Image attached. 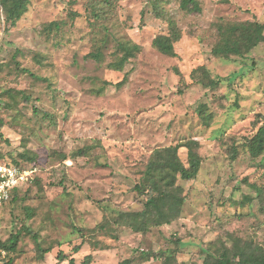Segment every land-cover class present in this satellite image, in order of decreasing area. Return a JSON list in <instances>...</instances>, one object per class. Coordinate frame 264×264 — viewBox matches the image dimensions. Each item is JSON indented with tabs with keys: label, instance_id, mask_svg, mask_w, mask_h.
<instances>
[{
	"label": "rangeland",
	"instance_id": "obj_1",
	"mask_svg": "<svg viewBox=\"0 0 264 264\" xmlns=\"http://www.w3.org/2000/svg\"><path fill=\"white\" fill-rule=\"evenodd\" d=\"M198 1L200 12L181 0H31L9 30L0 5V159L34 169L2 213L0 240L17 237L2 264H207L234 239L264 249V150L249 151L264 125V42L213 54L217 25L264 24V0ZM168 17L182 33L175 57L153 46ZM126 41L140 51L117 71L110 63ZM201 67L216 87L192 77ZM191 139L203 162L195 179L177 181L179 218L144 232L120 221L119 211L143 209L134 186L153 151L178 146L188 165Z\"/></svg>",
	"mask_w": 264,
	"mask_h": 264
},
{
	"label": "trees",
	"instance_id": "obj_2",
	"mask_svg": "<svg viewBox=\"0 0 264 264\" xmlns=\"http://www.w3.org/2000/svg\"><path fill=\"white\" fill-rule=\"evenodd\" d=\"M30 2L31 0H0V5L5 17V30H9L10 27L17 24L27 12ZM155 6L158 16L164 17L158 8V3H155ZM180 6L187 12L201 11L198 0H181ZM49 26H57V22H52ZM217 27L220 40L213 48V54L217 56H242L264 42V24L257 20L218 24ZM181 36L182 33L176 20L173 17H168V32L157 35L153 40V46L160 53L175 57V43L181 39ZM139 51L140 46L136 43L129 41L119 42L117 46L118 57L115 61L110 63V66L117 71H122L125 65L134 58ZM92 55L99 57L100 52L93 53ZM23 71L28 72L26 69H23ZM198 72H201L200 79H198L196 75ZM127 77L128 74L118 83V86L123 85ZM192 77L197 78L198 83L204 86L216 87L219 83L210 76L205 67H201L197 72L195 71ZM204 110L205 105H202L199 110L200 114L204 123L209 125L212 120V115L204 113ZM0 137L6 140L1 132ZM184 146L188 150V165H185L181 161L178 155V146L161 147L153 151L141 180L134 186V190L140 196L145 197L143 209L135 212L119 211L118 213V219L125 222L132 230L144 232L152 226L169 224L173 220L179 218L185 196L183 195L181 187L177 184V181L179 179H195L203 162L198 152L199 143L197 140L191 139L187 141ZM263 150L264 125L258 129L249 144V151L253 157L259 156ZM88 152L89 149L84 148L81 149L77 155L84 156ZM21 156L26 157L24 154ZM0 161H4V159L1 158ZM13 164L21 165L17 161L13 162ZM19 191L20 189L12 193L11 199L7 204L17 199ZM6 242L10 244L7 246L8 249L13 250L17 244V237L11 235ZM76 248L78 249V247ZM49 251L50 249L44 250L38 247V252L41 257ZM58 256L62 260H67L62 257V253H59ZM90 259V256L87 257L84 264H91ZM171 260L169 256H166L163 260V264H171ZM206 263L264 264V249L259 245H253L250 242H242L240 239H234L232 250L225 249L218 255L210 254ZM69 264H75L73 258L69 260ZM120 264L133 263L132 259H126ZM172 264L179 263L174 259V263Z\"/></svg>",
	"mask_w": 264,
	"mask_h": 264
},
{
	"label": "built area",
	"instance_id": "obj_3",
	"mask_svg": "<svg viewBox=\"0 0 264 264\" xmlns=\"http://www.w3.org/2000/svg\"><path fill=\"white\" fill-rule=\"evenodd\" d=\"M34 169L10 162L0 161V219L10 201L12 193L34 178ZM9 253L8 247L0 240V264Z\"/></svg>",
	"mask_w": 264,
	"mask_h": 264
}]
</instances>
